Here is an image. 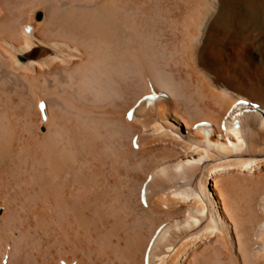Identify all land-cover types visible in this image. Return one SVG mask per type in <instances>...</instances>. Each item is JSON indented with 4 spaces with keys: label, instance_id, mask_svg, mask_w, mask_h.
Masks as SVG:
<instances>
[{
    "label": "bare ground",
    "instance_id": "1",
    "mask_svg": "<svg viewBox=\"0 0 264 264\" xmlns=\"http://www.w3.org/2000/svg\"><path fill=\"white\" fill-rule=\"evenodd\" d=\"M162 222L150 264H264V0H0V264H143Z\"/></svg>",
    "mask_w": 264,
    "mask_h": 264
},
{
    "label": "water",
    "instance_id": "2",
    "mask_svg": "<svg viewBox=\"0 0 264 264\" xmlns=\"http://www.w3.org/2000/svg\"><path fill=\"white\" fill-rule=\"evenodd\" d=\"M40 13H41L40 11L36 12L35 13V16H37V18H38V16L40 15Z\"/></svg>",
    "mask_w": 264,
    "mask_h": 264
}]
</instances>
